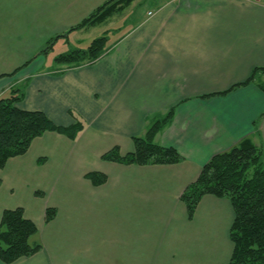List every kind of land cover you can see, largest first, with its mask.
I'll return each mask as SVG.
<instances>
[{"label":"crops","instance_id":"1","mask_svg":"<svg viewBox=\"0 0 264 264\" xmlns=\"http://www.w3.org/2000/svg\"><path fill=\"white\" fill-rule=\"evenodd\" d=\"M108 1L0 0V98L22 89L20 109L84 125L76 140L45 133L0 169V222L23 208L43 246L13 264H229L231 202L204 196L189 219L181 196L215 155L244 139L264 153V74L241 86L264 68V5L134 0L126 29L114 31L97 61L57 64L58 48L67 53L99 27L110 35L122 26L115 15L72 31ZM172 109L156 142L181 163L102 160L115 147L133 152V138ZM90 172L106 183L94 186ZM48 208L56 216L47 224Z\"/></svg>","mask_w":264,"mask_h":264},{"label":"trees","instance_id":"2","mask_svg":"<svg viewBox=\"0 0 264 264\" xmlns=\"http://www.w3.org/2000/svg\"><path fill=\"white\" fill-rule=\"evenodd\" d=\"M133 1H108L72 31L103 24ZM54 40L49 41L47 49L52 47ZM109 41L107 32L95 38L86 50L76 49L58 56L56 63L68 67L93 63L108 50ZM260 72L264 74V68L254 70L241 86L252 83ZM260 88L264 91V83H260ZM23 98L22 89L0 98V169H4L10 159L25 155L33 141L47 132L76 140L84 129L80 122L69 127L58 126L43 112L20 109L18 103ZM174 111L172 109L157 118L143 136L133 138V152L122 155L120 148L115 147L105 153L102 160L138 166L181 163L183 157L176 149L156 142L157 136L171 125ZM86 177L94 186L107 181V176L100 172H90ZM207 195L228 199L234 210L235 219L230 233L234 251L229 264H264L263 150L247 138L230 150L215 155L203 167L197 181L189 185L181 196L189 219L193 218L201 199ZM55 216L56 210L48 208L45 223L51 222ZM38 234L36 224L25 217L23 208L4 211L0 222V260L13 264L39 253L43 246L36 241Z\"/></svg>","mask_w":264,"mask_h":264},{"label":"rangeland","instance_id":"3","mask_svg":"<svg viewBox=\"0 0 264 264\" xmlns=\"http://www.w3.org/2000/svg\"><path fill=\"white\" fill-rule=\"evenodd\" d=\"M129 12H130V9H128V7L125 9V10H123L121 13H118L117 15H123V18H124V22H122V23H120L122 26L121 27H118V28H115V30H114V26H112L111 28L113 29V32L112 33H110V38H113L114 36L113 35H115V33H114V31L116 32L119 28H122V27H124L127 23H125L126 22V20L127 19H129V21H130V16H127L128 14H129ZM116 15V16H117ZM119 17V16H118ZM128 22V21H127ZM125 24V25H124ZM102 28H103V30H102ZM124 29H126L125 27H124ZM104 30H105V27H99V28H97L95 31H94V34H91V35H89V39H88V42H86V43H84L83 44V46H80V48H75L76 46H74V50L75 49H80V50H86L87 48H88V46L90 45V43L93 41V39H95V38H98V37H100V36H102L103 35V32H104ZM75 45V44H74ZM46 48H48V45L46 46ZM60 51H62L60 48H58L57 49V54L59 55H62V54H66V52H62V54L60 53ZM71 50L69 49V52H70ZM68 53V52H67Z\"/></svg>","mask_w":264,"mask_h":264},{"label":"built area","instance_id":"4","mask_svg":"<svg viewBox=\"0 0 264 264\" xmlns=\"http://www.w3.org/2000/svg\"><path fill=\"white\" fill-rule=\"evenodd\" d=\"M252 3H256V4H263L264 5V0H248Z\"/></svg>","mask_w":264,"mask_h":264}]
</instances>
